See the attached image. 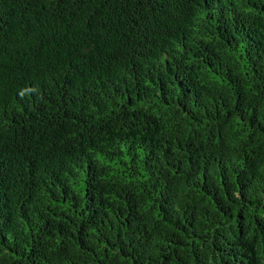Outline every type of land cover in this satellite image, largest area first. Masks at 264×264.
I'll return each mask as SVG.
<instances>
[{
    "label": "trees",
    "instance_id": "obj_1",
    "mask_svg": "<svg viewBox=\"0 0 264 264\" xmlns=\"http://www.w3.org/2000/svg\"><path fill=\"white\" fill-rule=\"evenodd\" d=\"M0 264H264V0H0Z\"/></svg>",
    "mask_w": 264,
    "mask_h": 264
}]
</instances>
